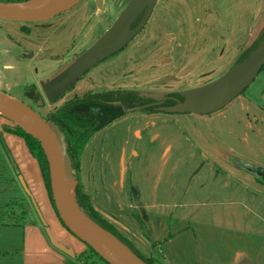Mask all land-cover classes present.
<instances>
[{"label":"crops","instance_id":"1","mask_svg":"<svg viewBox=\"0 0 264 264\" xmlns=\"http://www.w3.org/2000/svg\"><path fill=\"white\" fill-rule=\"evenodd\" d=\"M263 9L252 33L239 36L238 43L239 37L233 36L235 41L216 56L214 80L226 73L261 34ZM44 52L42 47L31 53L26 51L31 58L53 62L42 56ZM80 86L64 101L82 95L84 90ZM215 117L221 122L225 120V130L219 126L197 127L191 122L176 126L179 119L147 114V118L142 117L126 129L133 145L127 140L128 149L106 153L105 160L107 133L116 122L127 120L123 116L96 133L84 147L78 171L83 191L95 212L113 225L143 258L163 264H264V185L256 180L254 172L255 176L241 172L238 161L248 162L244 154L234 148L217 150L214 146L215 138L225 141L241 136V147L250 145L247 148L253 153L251 142L256 139V151L264 155V106L238 97ZM144 141L155 152L148 154L142 145ZM234 152L239 160L233 166L226 156ZM1 153L0 264H67L72 259L52 249L41 226L29 217L25 199L19 194L21 186L37 208V216L40 214L51 233L56 231L57 216L37 162L23 140L4 132H0ZM197 153L201 155L197 157ZM139 159L142 167L134 163ZM258 165L253 162L252 170L264 172V160L262 166Z\"/></svg>","mask_w":264,"mask_h":264},{"label":"rangeland","instance_id":"2","mask_svg":"<svg viewBox=\"0 0 264 264\" xmlns=\"http://www.w3.org/2000/svg\"><path fill=\"white\" fill-rule=\"evenodd\" d=\"M97 1H100L99 10ZM102 1H104L103 10H101ZM129 1L84 0L71 11L33 25L0 20V94L30 107L43 119L67 101L64 99L69 97L78 85L84 90L82 95L87 92L117 89L161 95L182 94L214 80L217 74L212 71L216 67V56L234 40L233 36L236 39L252 33L262 17L259 11L264 8V0H158L142 32L123 50L88 71L56 103L52 105L44 103V106L40 107L25 96V87L29 85L35 86L41 93L39 87L41 84L58 81L68 68L113 25ZM240 37L236 39L237 43L240 42ZM257 39L258 36L254 41ZM38 47H42L45 51L42 56L51 58L53 62L46 61L45 58L37 60L24 57L26 51L31 53ZM38 55L40 56L41 53ZM239 97L264 106V69ZM216 113L207 116L155 114L163 118L179 119L181 122L176 126L188 125L191 122L197 127L212 129L219 126L225 130L227 127L226 122H223L225 120L221 122L215 117ZM125 117L126 121L116 122L107 133L105 145L107 147L108 143L109 147L105 150V160L106 153L117 154L128 149L127 140L133 145L131 137L126 135V129L129 125L139 123L142 117L147 118V114L133 112L126 114ZM3 126L14 127L0 115L1 133ZM232 131L237 132L236 128ZM240 140H242L241 136L230 137L225 141H222V138H215L214 146L217 150L218 147L224 150H228V147L234 148L244 154L248 162L238 161L240 170L254 176L251 164L258 162V166H262L264 155L256 151L259 149L256 139L251 142L253 153L249 150L250 145L247 146L249 149L241 147ZM142 145L148 154L155 152L147 141ZM236 153L226 156L230 165L234 166L239 160L236 159ZM4 155L7 158L6 153ZM198 155L201 154L197 153V157ZM2 157L1 153V161ZM98 159L99 155L97 156L99 169ZM136 161L134 160V163L137 167L143 166L140 159ZM250 162L252 163L249 164ZM6 168L9 171L8 165ZM97 178L101 184L100 173L97 174ZM19 187V194L28 206L29 217L43 229L29 198L22 187ZM129 194H131L130 188ZM54 212L56 214V210ZM56 219L58 226L56 231L54 230L56 233L52 231V234L58 242L73 250L74 260L81 253L88 254L85 245L66 231L59 219ZM17 230L15 237L19 240ZM7 233L8 230L5 237H8ZM52 249L62 254L57 249Z\"/></svg>","mask_w":264,"mask_h":264},{"label":"water","instance_id":"3","mask_svg":"<svg viewBox=\"0 0 264 264\" xmlns=\"http://www.w3.org/2000/svg\"><path fill=\"white\" fill-rule=\"evenodd\" d=\"M82 1L62 0L48 7L37 9H15L9 6L19 4L0 3V20L16 23H44L71 11ZM157 1L130 0L113 25L68 68L58 81L40 85L43 98L37 102V105L42 107L44 103L51 105L56 103L88 71L123 50L146 26ZM97 5L99 7L100 1L97 2ZM139 18L138 25L132 29V25ZM31 57L32 55L28 56V58ZM263 67L264 37L243 61L234 64L220 78L202 87L182 93L183 101L175 100L173 106L159 107L157 111L171 115L207 116L214 114L242 95ZM141 95L154 101L149 107L161 106L168 99L166 95L157 93H141ZM141 109L125 112L129 114L139 112ZM0 115L39 143L48 165L53 204L58 218L66 230L88 246L106 264H146L117 239L91 221L78 207L74 196L78 182L73 177L67 146L58 127L51 120H44L30 107L5 96H0ZM6 154L9 156L7 151ZM253 172L256 176L264 179V172L257 169H254ZM19 179L21 181V177ZM35 209L38 213L36 207ZM38 217L49 244L62 254L74 259L73 250L58 242L40 214ZM81 219L97 231L117 241L122 250L101 241L82 225Z\"/></svg>","mask_w":264,"mask_h":264},{"label":"trees","instance_id":"4","mask_svg":"<svg viewBox=\"0 0 264 264\" xmlns=\"http://www.w3.org/2000/svg\"><path fill=\"white\" fill-rule=\"evenodd\" d=\"M30 1L32 0H0V3L21 4ZM263 37L264 30L256 41L249 44L245 48L236 60L235 64L243 61L249 53L256 48L258 42ZM25 90V96L34 103L37 104V102L42 99L35 86L29 85L25 87ZM166 96L168 99L161 106L149 107V105H151L154 101L133 90L117 89L96 93L87 92L82 96H75L72 99L65 101L60 107L54 109V111L51 112L46 119H44L46 121L51 120L58 127L66 143L67 152L71 162L72 174L78 182L74 191L75 201L78 207L91 221L117 239L146 264L163 263L155 261L154 259L143 258L135 250L132 244L114 228L113 225L95 212L91 205L89 196L83 191L79 182V159L84 147L92 139V137L96 133L110 126L117 119L125 116L127 114L125 111L142 108L139 112L155 114L159 113L157 111L159 107L173 106L175 104V100L183 101V95L180 93L168 94ZM2 130L4 133L16 136L23 140L29 154L33 159H35L39 166L45 190L51 205L55 210L51 196L48 165L39 143L19 127L3 126ZM256 180L264 184V180L260 178H256ZM59 222L61 223L60 220ZM61 225L64 227L62 223ZM42 230L44 232V228ZM85 247L88 254L81 253L76 256L75 260L72 259L67 262V264H106L88 246L85 245Z\"/></svg>","mask_w":264,"mask_h":264},{"label":"bare ground","instance_id":"5","mask_svg":"<svg viewBox=\"0 0 264 264\" xmlns=\"http://www.w3.org/2000/svg\"><path fill=\"white\" fill-rule=\"evenodd\" d=\"M59 1H62V0H34V1H31L27 4L11 5L9 7L15 8V9H37V8L48 7L50 5L58 3ZM0 96H3V95L0 94ZM81 223L88 231L95 234L101 241L122 250L120 244L117 241H115V240L111 239L110 237H108L107 235L97 231L94 227H92L91 225H89V223H87L86 221H84L82 219H81Z\"/></svg>","mask_w":264,"mask_h":264},{"label":"flooded vegetation","instance_id":"6","mask_svg":"<svg viewBox=\"0 0 264 264\" xmlns=\"http://www.w3.org/2000/svg\"><path fill=\"white\" fill-rule=\"evenodd\" d=\"M84 1V0H83ZM98 2V1H97ZM82 3V2H81ZM87 11H88V9L86 10V12H85V15H86V13H87ZM139 21H140V18L132 25V29H134L137 25H138V23H139ZM22 24H29V25H33L34 23H22ZM147 24V23H146ZM142 32V31H141ZM28 54H24V57L25 58H28ZM28 59H33V58H28ZM40 87V86H39ZM41 92V91H40ZM39 93V92H38ZM40 95H41V97H42V93H39ZM43 98V97H42ZM255 176V175H254ZM258 177V176H257ZM256 176H255V178H257ZM262 180H264V179H262ZM264 185V184H263Z\"/></svg>","mask_w":264,"mask_h":264}]
</instances>
